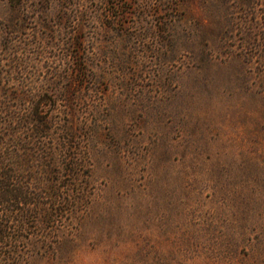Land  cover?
<instances>
[{"label":"rangeland","instance_id":"obj_1","mask_svg":"<svg viewBox=\"0 0 264 264\" xmlns=\"http://www.w3.org/2000/svg\"><path fill=\"white\" fill-rule=\"evenodd\" d=\"M0 175V264H264V0H0Z\"/></svg>","mask_w":264,"mask_h":264},{"label":"trees","instance_id":"obj_2","mask_svg":"<svg viewBox=\"0 0 264 264\" xmlns=\"http://www.w3.org/2000/svg\"><path fill=\"white\" fill-rule=\"evenodd\" d=\"M7 180L5 179V177H2L0 175V195H1V192L2 194L6 195V194H10L12 193L13 196L15 195L16 196V193L15 192V188H9V184L6 182ZM3 197V196H2ZM28 204V203H27ZM30 204V203H29ZM30 213L28 212V210H24V213L23 215L25 216H28ZM10 227L9 226H6V225H3V224H0V238L1 239H6L8 237V235L6 234V231L7 229H9Z\"/></svg>","mask_w":264,"mask_h":264}]
</instances>
